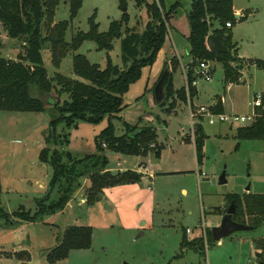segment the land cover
<instances>
[{"label": "rangeland", "instance_id": "374dc122", "mask_svg": "<svg viewBox=\"0 0 264 264\" xmlns=\"http://www.w3.org/2000/svg\"><path fill=\"white\" fill-rule=\"evenodd\" d=\"M151 1L137 5L135 0H125L124 10L120 0H82L77 15L69 22L65 39L70 41L76 32H87L91 17L98 23L100 32L107 31L110 22L120 20L124 11L128 17L127 26L141 31L148 20L145 2ZM175 1L178 0H166V9ZM191 1L179 0L180 6L169 19L168 33L153 62L141 68L139 77L123 94L126 106L120 115L112 119L104 117L97 123L79 120L69 127L60 121L54 130L55 134H67V143L57 145L59 148L71 154H76L73 150H79L78 156H81L97 151L95 138L109 123L117 136L125 133L126 125L155 129L159 144H163L160 145L163 150L160 160L155 158L154 151L145 155H126L104 148L107 169L121 167L125 168L123 171H136L137 166L150 158L156 177L146 180V194L141 205L139 202H121L115 206L108 198L88 204L85 191L90 181L82 177L74 198L71 197L62 210L44 214L33 221L22 215L14 216L16 211L34 216L40 210L39 202L43 198L48 199V205L59 195V186L50 184L52 166L39 159L40 151L49 146L46 139L50 117L44 111L0 110V203L11 214L10 222L0 219V264H258L260 255L256 257L254 239L264 238V225L234 232L222 238L219 244L212 239L205 243L204 254L187 248L182 257H176L181 251L180 241L185 229H190L186 237L191 240L199 237L205 225L211 233V227L217 226L213 223L220 224L223 216L216 209L224 204L226 194H264L263 139H238L237 125L210 124L204 120L202 126L207 137L200 169L206 175L197 174L193 154L188 146L181 144L182 131H179L181 125L187 124V104L183 102L179 107L177 101L176 110L167 112L171 99L164 105L155 102L153 89L165 69L171 72L173 90L184 85L180 63L173 66L171 58L176 56V51L185 58L187 44L180 42L182 36L179 33L188 31L187 14ZM234 6L247 15L245 20L237 21L231 27L232 41L237 43L239 54L245 58L264 59V0H234ZM247 10L254 15H248ZM69 16V0H60L53 22L69 20ZM0 38V54L17 60L24 51V40L9 37L1 23ZM76 53L85 55L101 68L107 65L108 59L120 68L124 66L120 39L112 42L110 50L98 49L92 40L84 41L78 50L66 54L58 68L51 63L46 43L42 56L49 75L59 72L82 80L73 73L72 58ZM211 63L215 67L212 81H199V96L195 99L198 105H210L217 94L227 97L222 66L218 61ZM243 80L230 92L235 114L239 115L250 113L254 95L264 93V70L248 67ZM56 99L52 90L43 100L50 108ZM200 121L196 120L197 123ZM177 167L181 169L176 170ZM223 171L226 182L219 184ZM82 198L84 201L80 202ZM71 225L93 228L90 248L71 250L64 258L50 260V251Z\"/></svg>", "mask_w": 264, "mask_h": 264}, {"label": "trees", "instance_id": "16d2710c", "mask_svg": "<svg viewBox=\"0 0 264 264\" xmlns=\"http://www.w3.org/2000/svg\"><path fill=\"white\" fill-rule=\"evenodd\" d=\"M60 0H0V23L7 35L11 38L23 39L24 51L17 60H11L0 54V110L46 112L50 117L49 135L46 141L48 147H44L39 154L43 163H48L53 168L50 184L59 186L58 197L46 205L47 198L39 203L40 210L34 216L28 212L16 211L14 216L22 215L27 220H36L44 214L60 211L64 208L77 188L80 186V178L88 177L90 185L87 187L86 203L92 204L100 199L105 188L138 182L141 173L137 171L107 170V156L104 148L120 152L126 155H145L154 151L155 158L161 154V146L156 143V132L151 126L130 127L126 125V131L122 135H115L112 125L104 128L95 138L97 151L75 156L69 151L62 150L57 145L67 143V134H55L54 130L60 121L66 126H71L76 121L83 120L97 123L104 117L109 119L117 117V114L125 107L123 94L129 84L135 81L141 68L150 65L168 33L169 19L180 6L175 1L166 9V0H152L145 2L148 20L143 30L127 26V13L123 12L120 20L110 22L107 31L100 32L98 23L93 18L89 19L90 28L87 32H76L70 41L65 39V33L69 22L77 15L82 0H69V20L53 22L55 8ZM140 5L145 0H135ZM125 0H120V7L125 10ZM245 20V16L236 18L233 11V0H192L187 14L189 31L187 42L192 62L188 65L186 78L188 82L189 99L196 95V88L191 85L195 75V67L202 60L220 62L224 83H236L241 76L244 59L238 57L237 45L232 41L231 28L237 21ZM217 23V26H214ZM43 26L45 32L43 33ZM125 27V28H124ZM124 28V29H123ZM209 34L218 35L227 51L215 59L206 45V37ZM120 39L121 56L124 62L123 68L114 65L110 59L104 68L90 62L85 55L76 53L72 58L73 73L80 77H72L55 72L49 75L44 66L42 50L47 43L51 54V63L58 68L62 59L69 51H76L84 41L92 40L98 49L110 50L112 42ZM2 40L0 38V49ZM257 69L264 70V59L247 60ZM173 66L179 64L177 56L171 58ZM54 90L57 99L47 108L44 97H48ZM165 97L158 103L164 105L169 99L171 102L166 108L167 112L176 107L177 101L187 102L185 86L173 90L172 75L169 71V80L164 87ZM61 96H65L61 99ZM214 113H221V102L218 101L211 108ZM260 114L249 125L236 128L238 139H263L264 140V110L257 109ZM201 120V118H200ZM140 129L137 134L131 133ZM53 131V133L51 132ZM61 134V135H60ZM206 135L201 123L194 125V142L198 163L203 159V144ZM52 145H51V143ZM105 144V146H103ZM154 144V147L150 145ZM53 147V148H52ZM225 205L221 212L225 213L227 206L234 202L235 212L232 219L238 223L249 225L253 228L264 225V194H252L245 192L228 193L225 195ZM218 210V209H217ZM8 214L0 203V219H7ZM10 222V220H8ZM93 228L91 226H68L50 251L48 258L56 260L64 258L71 250L88 249L91 246ZM207 242L212 240L211 233L206 231ZM256 251L260 252L258 263L264 264V238L254 239ZM181 251L176 257H182L183 249H193L197 253L204 254V238L194 237L189 240L182 236Z\"/></svg>", "mask_w": 264, "mask_h": 264}, {"label": "crops", "instance_id": "0c3cea01", "mask_svg": "<svg viewBox=\"0 0 264 264\" xmlns=\"http://www.w3.org/2000/svg\"><path fill=\"white\" fill-rule=\"evenodd\" d=\"M233 11H234L235 15L239 16V18L243 17V16H245V19L247 18V15L246 14L244 15L243 11H241L240 9H237L234 6V0H233ZM247 13H249L248 15H252V16L254 15V12H252L250 10H247ZM188 31H189V27H188ZM188 31L185 34L182 31H180V33H179L182 36L180 42L183 43L184 45L187 44L186 45L187 46L186 47L187 50H186L185 58H184L182 53H178V51H176L177 52L176 56L179 59L180 68H181L182 76H183V79H184V82H183L184 85H185V82H186L185 81L186 80L185 79V71H186L188 65L192 62V57H191V55L189 53V44H188L187 38H186L187 34H188ZM234 43H236V42H234ZM236 45H237V43H236ZM237 53H238L237 55H238L239 58L244 59L243 67H242L241 72H240L241 76H240L238 82H236V83H224V75H223V85H224V90H225L224 94L227 93V95H226L227 97H225L223 95L221 96L219 94L215 95V97L213 98V102L210 105L205 106V107H208L210 110H212L211 108L213 106H215V104L218 101H220L221 102V108H222V112L221 113H234L235 114L236 113V111H235L236 107L234 106L233 98H232L230 92H231V90H233L234 86H236V85L239 86L240 83L245 81V80H243V78H244V75H245V71L248 69V67L249 68L253 67V68H255L257 70V68L252 63L247 61V60H251V59L253 60V59H257V58H245L243 55L239 54L238 45H237ZM214 70H215V67L212 65V72ZM199 81H201V80H199ZM199 81L197 82V85L195 87L196 91H197L196 95L193 97V99L187 100V102H185L187 104V111H188L187 124L181 125L180 130H179V131H182L181 144H184V145L188 146L189 150H191V152L193 154V159H194V164L196 166L197 174H199L202 171V168L200 169V164H202L203 162L198 163L197 158H196V147H195V142H194V129H192V127H193V122L195 121V124H196L197 123L196 120H200V117L199 118L195 117L193 120L190 119V109L191 110H196L199 106H204V105H201V104L198 105V104L195 103V99H197V97L199 96V89H198ZM203 82H205V81H203ZM153 91H154V89H153ZM262 95H263V108H257V109L264 110V93ZM154 99H155V97H154ZM155 102H156V100H155ZM123 103H124V101H123ZM125 104L126 103H124V105ZM182 104H183V102L180 103V101H179L177 106L180 107ZM176 108L177 107H175L173 109V111H175ZM123 109L120 111V113L123 111ZM120 113L117 114V116L120 115ZM204 120H206V119L201 118V121H200L201 125H202ZM228 125L232 126L231 124H228ZM202 128H203V126H202ZM203 131H204V129H203ZM204 133H205V131H204ZM205 135H206V133H205ZM206 137H207V135H206ZM156 143H157V145H161L162 144V143L159 144V141L157 140V138H156ZM73 151H75V153H76V154L73 153L75 156L76 155L78 156V153L79 154L81 153V152H78L79 150H73ZM162 151L163 150H161L160 157L157 158L158 160H160L162 155H163ZM147 156H149V155H147ZM202 161H203V159H202ZM128 163H131V162H128ZM141 165L142 166H137L135 168V170L137 172L141 173V178H140V180L138 182L128 183V184H121V185H116V186L105 188L103 190V192H102L103 194L100 197V200H102L103 198H108V199L112 200V202L115 203V206L117 205V203H121V202H131V203L139 202V205L144 203L143 198H144V194H146V190L144 189L145 188V184H146V180H148V179L149 180H153L156 176H155V170L152 167V162L150 161V158H148L147 161H143L141 163ZM124 169L125 168H121L120 167V168H117V170L113 169V168H109L107 170H109L111 172H116V171H123ZM175 169L178 170V169H181V168L177 167ZM180 171H184V170H180ZM87 179H88V177H87ZM182 190H183V192H186V190L184 188ZM75 193H76V191H75ZM73 195H72V198H74ZM84 197H85V195H84ZM83 201H84V199L82 198L80 200V202H83ZM225 202L226 201H225V197H224V204H222L220 207H218L217 208L218 210L216 209L217 212L222 213L221 210L224 207ZM99 203H97V204H99ZM223 215H224V213H222V216ZM213 225H219V224L213 223ZM208 228L209 227L205 225V228H203V230H201V234L199 235V237L202 236V234H203L202 232L204 230H205V234H206V231L208 230ZM190 232H186V229H185V234L184 235L186 236ZM181 240H182V238H181ZM180 243H181V241H180ZM205 243L208 244L207 237H206V239H204V245H205ZM219 243H220V241H218V244ZM186 249L187 248H184L183 252H185L184 250H186Z\"/></svg>", "mask_w": 264, "mask_h": 264}, {"label": "built area", "instance_id": "2783aa9c", "mask_svg": "<svg viewBox=\"0 0 264 264\" xmlns=\"http://www.w3.org/2000/svg\"><path fill=\"white\" fill-rule=\"evenodd\" d=\"M226 26L230 28L232 24L230 22L226 23ZM187 71V69H186ZM186 71H185V88H186V95L188 100L189 99V86L186 78ZM195 75L196 78L192 81L191 85L196 87L197 82L199 80L205 81V82H211L212 81V63L209 60H202L200 61L197 66L195 67ZM252 110L248 114H234V113H214L212 112L208 107L205 106H199L196 110L190 109V119H194L195 117H200L203 119H207L208 123L214 124V123H228L231 125H237V126H245L251 124L253 121L256 120L257 117L260 116V114L257 112V108H263V95L256 93L254 95V99L252 101ZM195 121L193 122L194 129ZM105 146V144H103ZM151 147H154V144L150 145ZM119 164V163H117ZM199 174L206 175L205 172L201 171ZM186 232H190V229H186ZM202 236L204 239H206L205 230L202 232Z\"/></svg>", "mask_w": 264, "mask_h": 264}, {"label": "water", "instance_id": "95a60500", "mask_svg": "<svg viewBox=\"0 0 264 264\" xmlns=\"http://www.w3.org/2000/svg\"><path fill=\"white\" fill-rule=\"evenodd\" d=\"M235 17L237 19L239 18L238 15H235ZM206 45L208 49L212 52L215 59H218L221 53L227 51V47L222 43L218 35L209 34L206 37ZM168 80H169V70L165 69L154 86V97L157 103H160L165 97L164 87L168 82ZM44 104L45 107L50 106L47 105L46 103ZM139 130L140 129L137 128L131 134L132 135L137 134ZM225 182H226L225 171H223L219 176V184H223ZM234 212H235V204L234 202H231L227 207L220 224L217 226H213L211 228V237L213 240L220 241L222 238L228 237L234 232L252 229V227L249 225H245L234 221L232 219V215L234 214ZM258 256H259V252L256 253V257ZM259 264H263V263L260 262Z\"/></svg>", "mask_w": 264, "mask_h": 264}, {"label": "flooded vegetation", "instance_id": "af4514ba", "mask_svg": "<svg viewBox=\"0 0 264 264\" xmlns=\"http://www.w3.org/2000/svg\"><path fill=\"white\" fill-rule=\"evenodd\" d=\"M259 264V263H258Z\"/></svg>", "mask_w": 264, "mask_h": 264}]
</instances>
